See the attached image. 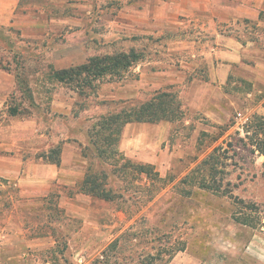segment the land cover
<instances>
[{"label": "rangeland", "instance_id": "obj_1", "mask_svg": "<svg viewBox=\"0 0 264 264\" xmlns=\"http://www.w3.org/2000/svg\"><path fill=\"white\" fill-rule=\"evenodd\" d=\"M31 1L17 14L36 16L40 27L0 26V264H264V155L247 128L264 118V13L244 22L214 18L209 35L182 25L168 31L175 42L134 35L120 4L47 1L35 14ZM219 31L253 51L214 91L217 109L206 107V89H194L200 108L183 92L208 79L202 48ZM76 46L91 56L134 48L140 57L93 80H54L51 67L74 64ZM255 63V71L244 66ZM150 97L163 101L169 119L124 124L113 146L120 153L110 148L98 158L91 127ZM218 145L217 192L193 179ZM139 164L153 165L161 187L154 190Z\"/></svg>", "mask_w": 264, "mask_h": 264}, {"label": "crops", "instance_id": "obj_2", "mask_svg": "<svg viewBox=\"0 0 264 264\" xmlns=\"http://www.w3.org/2000/svg\"><path fill=\"white\" fill-rule=\"evenodd\" d=\"M21 1L0 0V26L12 25L14 23L15 25H19L23 23V25L38 28V26L40 27L42 25L43 22L38 21L36 16H28L22 12L20 15L17 14V11L21 7ZM47 1L53 4H64L69 0H32L33 12L36 14L37 10V13H43L44 5H48ZM76 1L80 2L81 0ZM108 2L120 4L128 9L129 14L126 15L129 24L128 30L134 32V35H139L138 37L143 36L144 39L150 40L153 34H157L161 38L175 42H178V37H169L168 31L177 34L179 27L182 25H199L202 33L209 35V29L212 23L215 24L214 18L218 21L234 23L244 22L246 19L258 20L260 13H264V0H97L99 5ZM22 9H27V7ZM180 17L187 18V23L183 19L181 20ZM18 18H21L22 21H14ZM112 23L115 27H121L123 25L114 20ZM159 28L161 30H158ZM165 30L166 32H164ZM211 32H215V29L213 28ZM162 35H165V37H162ZM213 37L211 39L208 38V41H206L207 46H203L202 48L207 57L208 79L201 82L193 80L187 83L185 91L183 92L189 104L191 102V105L197 106L199 104L200 108L202 104L196 98L197 95L194 94V89L197 87L206 89L207 93L202 92L206 100V107L217 109L218 105L214 91L221 90L223 85L226 84L231 67L237 63L241 64L243 62L241 58L245 57L250 51H253L249 43L244 44L238 38L224 35L220 31ZM196 40L197 38H193L192 43ZM200 40L205 41L203 38ZM186 45L179 46V49L192 47ZM75 48L79 51V53H76L79 59L74 64L63 68L85 63L89 57L94 56H91L90 53L84 51L80 46H76ZM172 49H178L177 43H175ZM130 50L136 51L134 48ZM256 65L257 63L254 66H244L255 71ZM254 78L257 79L258 76ZM259 80H263L264 82V74L263 78L261 77ZM261 113L264 116V107L261 108Z\"/></svg>", "mask_w": 264, "mask_h": 264}, {"label": "trees", "instance_id": "obj_3", "mask_svg": "<svg viewBox=\"0 0 264 264\" xmlns=\"http://www.w3.org/2000/svg\"><path fill=\"white\" fill-rule=\"evenodd\" d=\"M262 15L260 13L259 17ZM140 57L134 50H130L127 54H106L102 56H92L88 58L85 63L71 66L68 68L54 69L51 67L50 74L54 80L61 81L64 83L83 81L87 78L89 80L96 79L105 74L117 73L120 69H126L132 66L137 58ZM120 68V69H119ZM15 81L20 87L21 80L19 78L20 74L15 73ZM167 95L168 93H159L158 96ZM171 115H167L165 106H163V101H160L159 97H150L142 102L136 104H130L125 106L116 112L110 113L108 116L101 117L96 124L91 127L90 142L94 146L96 151V156L98 158H103L106 150L114 148L121 137V130L124 124L131 121H146V122H156L160 120H167ZM253 123L247 128L252 129V133L255 137V150L264 155V118L262 116H256ZM253 126V128H252ZM247 133L248 129L245 130ZM223 129H221L217 135L213 138L216 141L223 135ZM114 146V147H113ZM116 148V147H115ZM113 150L116 152L117 150ZM221 146H215L213 150L198 164L197 167L203 166L199 177H196L194 182L201 188L209 189L211 191H220L222 188V180H216L213 173L217 171V159L218 151ZM120 153L119 151H117ZM54 155H56V152ZM56 163H59V158L57 156L53 158ZM198 169V168H197ZM138 173L145 174L147 178L153 181L154 190L157 187H161L164 179L160 177L159 173L153 165L151 164H139L135 167ZM196 170V169H193ZM155 182L159 185H156ZM224 188H222L223 190Z\"/></svg>", "mask_w": 264, "mask_h": 264}, {"label": "built area", "instance_id": "obj_4", "mask_svg": "<svg viewBox=\"0 0 264 264\" xmlns=\"http://www.w3.org/2000/svg\"><path fill=\"white\" fill-rule=\"evenodd\" d=\"M239 116H243L239 113ZM240 120H241V127L243 126V123H246L247 121V118H243V117H240Z\"/></svg>", "mask_w": 264, "mask_h": 264}]
</instances>
